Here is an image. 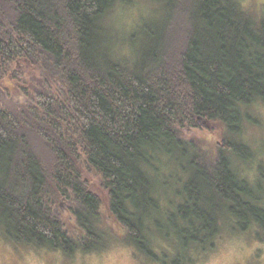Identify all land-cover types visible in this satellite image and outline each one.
I'll return each instance as SVG.
<instances>
[{
	"label": "trees",
	"instance_id": "obj_1",
	"mask_svg": "<svg viewBox=\"0 0 264 264\" xmlns=\"http://www.w3.org/2000/svg\"><path fill=\"white\" fill-rule=\"evenodd\" d=\"M133 1L0 0V90L17 97L0 101V231L103 251L118 234L98 180L117 238L153 264H199L228 221L264 240V164L253 180L237 165L264 102V9L153 0L120 54L109 16ZM207 121L226 127L211 152L185 137Z\"/></svg>",
	"mask_w": 264,
	"mask_h": 264
},
{
	"label": "rangeland",
	"instance_id": "obj_2",
	"mask_svg": "<svg viewBox=\"0 0 264 264\" xmlns=\"http://www.w3.org/2000/svg\"><path fill=\"white\" fill-rule=\"evenodd\" d=\"M241 1L245 7L264 9V0ZM159 11L161 13L162 9L153 0H134L130 4L121 2L116 4L109 16V24L117 36L116 47L120 54L130 53V36L137 25L145 18L159 17ZM21 66L28 75H37L26 62H22ZM0 101L12 105L17 102V97L0 90ZM249 112L252 118L244 122L240 137L252 146L254 157L237 165L244 176L253 180L258 174L259 167L264 164V102L252 106ZM225 132L226 127L219 122L207 121L199 128L187 129L185 137L211 152ZM93 189L104 201V216L108 224L115 234L119 235L121 229L107 210L108 197L98 180H94ZM169 195L166 194L168 199L171 198ZM70 212V207L66 203L56 210L61 218L72 225L73 218ZM255 232V229L240 232L234 228L232 221L224 222L215 247L204 255L199 264H264V240L258 238ZM117 236L110 240L108 247L103 251L91 253L78 251L69 256L60 250L19 244L8 240L0 231V264H153L143 256L137 258L134 249L125 245Z\"/></svg>",
	"mask_w": 264,
	"mask_h": 264
}]
</instances>
